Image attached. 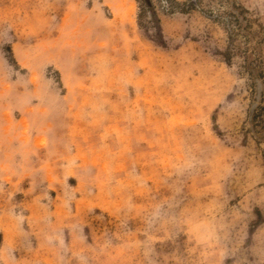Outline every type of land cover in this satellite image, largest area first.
Masks as SVG:
<instances>
[{"label":"rangeland","instance_id":"1","mask_svg":"<svg viewBox=\"0 0 264 264\" xmlns=\"http://www.w3.org/2000/svg\"><path fill=\"white\" fill-rule=\"evenodd\" d=\"M0 0V264H264V0Z\"/></svg>","mask_w":264,"mask_h":264},{"label":"trees","instance_id":"2","mask_svg":"<svg viewBox=\"0 0 264 264\" xmlns=\"http://www.w3.org/2000/svg\"><path fill=\"white\" fill-rule=\"evenodd\" d=\"M142 2L144 3V6L146 7V9H148L150 11L153 10L151 0H142Z\"/></svg>","mask_w":264,"mask_h":264}]
</instances>
